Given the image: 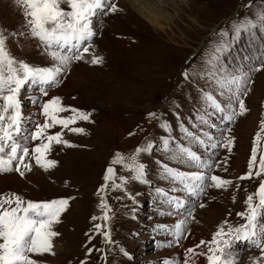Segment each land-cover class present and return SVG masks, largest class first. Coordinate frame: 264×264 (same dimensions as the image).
<instances>
[{
	"label": "rangeland",
	"instance_id": "rangeland-1",
	"mask_svg": "<svg viewBox=\"0 0 264 264\" xmlns=\"http://www.w3.org/2000/svg\"><path fill=\"white\" fill-rule=\"evenodd\" d=\"M147 1L137 0L141 4ZM112 3L117 11L106 8V12L93 18L96 35L90 51L103 57L101 64L85 62L91 59L86 56L85 60L74 61L61 76V82L47 90V95L37 97L26 86L20 92L24 125L36 122L35 131L46 119L42 105L59 97L66 108L91 114L90 121H78L70 126L82 128L84 133H73L60 126L46 130L49 135L63 132V139L75 147L53 143L46 157L57 162L54 168L45 171L31 159V170H25L23 177L15 171L10 172L14 176L6 175L9 177L6 189L0 194L16 193L31 201L74 197L60 222L54 225L53 230L59 233L53 240L55 254L33 255L38 264H184L181 255H192L187 253L189 248L197 254L193 257L194 264H207L205 255H200L207 253V246L197 245L211 241L225 221L232 226L244 224L246 221L237 214L247 212L249 195L258 202L254 194L264 178V173L255 175L259 171L260 155H264V132L260 128L264 120V21L260 19L264 0L153 1L152 8L159 7V13L167 14L159 20L161 29L149 25L124 0H112ZM61 7L69 10L66 3ZM247 21L256 26L237 35L234 26ZM0 28L8 37L6 47L12 57L34 66L53 65L36 39L33 38L35 46L31 45L23 10L15 0H0ZM222 32L227 35L221 36ZM221 44L226 47L209 64L211 54ZM254 68L261 70L253 71ZM213 72L250 74V90L240 96L247 111L237 116L235 122L221 124L224 114L205 99L211 94L227 106L232 95L218 86L216 78L209 75ZM222 91L224 95L220 94ZM31 95L34 102L28 98ZM151 113L155 116H150ZM71 115V112L60 113L62 117ZM162 124L167 125V130ZM191 132L210 140L221 137V146L218 142L214 149L201 147L188 136ZM257 133L261 139L253 176L240 179L248 174ZM226 136L233 138L230 152L224 146ZM41 142L26 143L32 149ZM148 143L154 145L152 150L139 154V162L145 165V183L130 179V171L111 163L117 153L130 157ZM181 147L190 148L200 156L201 162L213 167H187L186 159H174L173 154ZM162 165L184 173L199 171L206 177L217 175L232 183L220 189L207 186L189 204L188 193L183 192L181 184L167 178ZM109 166L115 170L116 184H121L120 177L129 179L115 190L110 181L98 195L105 184L101 175ZM209 184L210 180L206 185ZM159 188L183 203L179 214L171 213L169 200L161 197L160 191L159 197L155 195ZM102 196L110 210L107 226L97 230L96 225L105 224L103 219L93 220L94 216L105 215ZM186 218L185 236L177 241L173 228ZM105 233H110L111 243L105 240ZM248 244L245 241L244 246L236 248L232 245L238 251V264H252L251 258L261 257L260 250ZM89 249H92L90 255ZM246 252L251 256L243 260ZM200 256L205 263L200 262Z\"/></svg>",
	"mask_w": 264,
	"mask_h": 264
},
{
	"label": "snow or ice",
	"instance_id": "snow-or-ice-1",
	"mask_svg": "<svg viewBox=\"0 0 264 264\" xmlns=\"http://www.w3.org/2000/svg\"><path fill=\"white\" fill-rule=\"evenodd\" d=\"M15 3L23 10L25 26L28 34L39 42V45L54 62L50 67H40L29 65L25 61H18L12 57L6 47L8 37L4 35V30L0 28V174L17 172L21 177L25 175V170H31V159L36 165L45 171L54 168L57 164L54 160H49L46 154L51 150L53 143L64 144L67 147H75L69 141L63 139V132L49 135L46 130L60 126L73 133L83 134L84 129L70 127L78 121H90V113L74 108H66L62 105L59 97H54L42 105V113L45 122L38 125L30 137H25L22 142L19 137L22 132V112L20 92L25 85H40V91L47 95V88L57 86L61 76L65 74L74 61L85 60L90 56V60L85 62L99 65L103 62V57L96 56L90 50L93 49V37L96 32L93 28V18L98 13H103L107 8L110 12L117 11V7L112 0H15ZM62 3L68 5L69 10L61 7ZM107 14V13H105ZM260 19L264 21V14ZM255 23L247 21L235 25V33L239 35L241 31L249 27H255ZM14 35V34H13ZM221 36L227 33L222 32ZM225 44L218 45L210 56L209 64H213L218 59V54L224 50ZM261 68H254L253 71H260ZM216 78V83L221 89L232 92L229 96V104L221 105L211 94L206 95L207 103L217 112L223 113L224 120L232 123L239 115H243L247 109L244 100L240 98L241 93L247 94L248 85L252 83L250 74L231 75L225 72H213L209 74ZM187 77V73H185ZM233 89H235L233 91ZM224 95V91L220 93ZM238 105V108L235 106ZM71 112L68 117L60 116V113ZM155 116V113L149 114ZM167 130V125L162 124ZM261 131L264 132V120L261 121ZM230 131V129L228 130ZM191 136V133L188 134ZM197 139L198 138H193ZM227 143L224 145L231 151L233 138L225 137ZM261 135L257 133L254 138L253 149L249 161L247 176L240 179H250L253 176V168L257 163V148ZM41 140L42 142L29 149L27 141ZM46 140L47 142H43ZM203 144L204 141L198 140ZM166 143V142H165ZM154 145L148 143L142 148H137L136 152L125 157L117 153L111 161L112 164H119L132 173L130 179L140 183H145V165L139 162L141 152H150ZM215 147V145H213ZM174 159H186L188 161L201 164L200 156L190 148L181 147L177 153L173 154ZM218 166V165H217ZM208 168L213 165L208 164ZM165 175L183 186V190L191 195L202 194L207 186L218 189L226 188L232 183L231 180L224 179L217 175L206 177L202 172L184 173L177 169L164 166ZM264 173V155L259 158V171L255 173L260 176ZM121 184H116V173L113 167H108L104 175L105 184L98 190V195L104 192L111 181L113 189L122 187L129 177H120ZM210 180L209 185H205V180ZM258 202H254V196L249 195L246 200L247 212L238 213L246 222L238 226H232L225 221L218 227L211 241H201L197 247L207 246L205 255L207 264H238L237 257L231 251L232 245L236 241H246L258 248L261 252L260 258H251L252 264H262L264 262V181L254 194ZM70 199L60 198L50 201L26 200L16 193L0 194V264H38L32 259L33 255L52 254L53 240L59 235L53 230L54 225L60 222L62 214L67 210ZM169 203L177 208L183 203L173 197ZM200 207H204L200 204ZM101 208L105 210L103 217H93V220H107V211L110 206L101 197ZM191 216V213H189ZM188 220H181L174 226V234L177 241L185 236ZM107 225H96L97 230H102ZM227 229V230H226ZM104 238L111 243L110 233H105ZM123 252L124 250L121 249ZM92 249H89L90 255ZM184 264H194L195 249H187ZM127 255V253H124ZM83 264V262H82Z\"/></svg>",
	"mask_w": 264,
	"mask_h": 264
},
{
	"label": "bare ground",
	"instance_id": "bare-ground-1",
	"mask_svg": "<svg viewBox=\"0 0 264 264\" xmlns=\"http://www.w3.org/2000/svg\"><path fill=\"white\" fill-rule=\"evenodd\" d=\"M124 1L126 2V4H128V6H131L133 8V10L137 13V15H139L141 18H143L149 25L154 26L156 29H161L159 26V20H162V18L164 19V17L166 18L165 15H167V14L164 15V14L159 13V12H161V9L159 7H155V8L151 7L153 4V1H154V3H157L158 0H149L146 3H142V4H141V2H137V0H124ZM103 31H102V33H103ZM104 38H105V36H104ZM29 39H32L30 41L31 45L35 46V43L33 41L34 39L33 38H29ZM97 40H99V39H97ZM97 40H95V42ZM73 71H75V69H73ZM29 110H30L29 113H32V111H33L32 108H30ZM24 115L25 114L23 112V116ZM9 174L12 175L13 173L0 174V192L6 189V184H7L6 178L9 179V177L8 176L6 177V175H9ZM12 176H14V174ZM177 214H179V213H177ZM185 244H187V243L185 242ZM231 251L233 252V254L235 256H238V251L236 249L233 250V248H232ZM247 256L250 257L251 255L248 252H246L245 255L242 256V259L244 260L245 257H247ZM238 258H239V256H238ZM200 262L205 263L204 257L201 258V256H200Z\"/></svg>",
	"mask_w": 264,
	"mask_h": 264
},
{
	"label": "water",
	"instance_id": "water-1",
	"mask_svg": "<svg viewBox=\"0 0 264 264\" xmlns=\"http://www.w3.org/2000/svg\"><path fill=\"white\" fill-rule=\"evenodd\" d=\"M110 167V166H109ZM108 167H106L105 168V171H104V173H103V177H104V175H105V173H106V169H107ZM264 181V180H263ZM260 185V184H259ZM259 187V186H258ZM258 187H257V190H258Z\"/></svg>",
	"mask_w": 264,
	"mask_h": 264
}]
</instances>
